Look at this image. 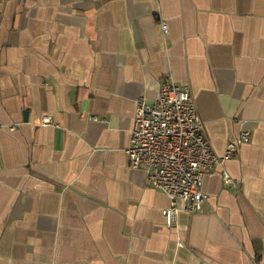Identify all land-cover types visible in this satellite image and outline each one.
<instances>
[{
    "label": "crops",
    "instance_id": "0c3cea01",
    "mask_svg": "<svg viewBox=\"0 0 264 264\" xmlns=\"http://www.w3.org/2000/svg\"><path fill=\"white\" fill-rule=\"evenodd\" d=\"M165 80L218 157L249 135L173 230L125 155ZM0 264H264V0H0Z\"/></svg>",
    "mask_w": 264,
    "mask_h": 264
},
{
    "label": "built area",
    "instance_id": "2783aa9c",
    "mask_svg": "<svg viewBox=\"0 0 264 264\" xmlns=\"http://www.w3.org/2000/svg\"><path fill=\"white\" fill-rule=\"evenodd\" d=\"M160 30L165 40L169 34L166 23H160ZM41 126L55 127L50 117H44ZM8 129L13 131L14 127ZM248 141V134H240L227 144L224 158L218 157L206 136L190 89L165 80L154 101L141 98L136 102L125 155L131 169H142L148 185L169 198L170 205L162 215L166 228L173 230L180 211L204 214L209 199L202 193L203 174L223 168L225 160ZM222 180L224 189L237 190V182L225 170Z\"/></svg>",
    "mask_w": 264,
    "mask_h": 264
}]
</instances>
